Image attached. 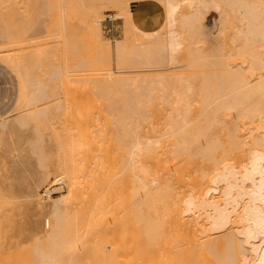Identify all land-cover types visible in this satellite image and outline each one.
I'll return each mask as SVG.
<instances>
[{"label":"bare ground","instance_id":"6f19581e","mask_svg":"<svg viewBox=\"0 0 264 264\" xmlns=\"http://www.w3.org/2000/svg\"><path fill=\"white\" fill-rule=\"evenodd\" d=\"M187 1V21L183 20L187 23L182 21L187 27L185 38L183 35L186 42L182 40L186 53L182 84L179 80L181 91L173 97V92L168 91L172 99L167 91L163 93L159 88L156 89L161 93L154 92L155 88L153 92L150 89L151 93L133 90L129 82L130 90L136 91L132 93L128 86L124 87L129 79L113 82L116 87L128 89L130 97L137 94L139 100L136 96L134 100L139 103L138 107L128 103L134 108L133 116L137 117L134 127L126 124L128 122L123 124V118H119L123 114H119V120L109 119L108 113L114 107L110 108L107 100L108 103L102 101L101 91L85 92L81 82L76 84L82 78L87 79L84 75L91 80V73H115L112 68L114 49L102 34L101 14L111 7L124 15L125 39H130L127 43L130 44L133 40L130 0L64 2L65 8L76 17L72 31L81 39L87 36L92 52L86 61L68 57L65 62L64 80L69 102L66 112H71L68 121H62L64 113L51 116L39 113L38 116L36 129L52 140L57 153L50 151L40 159L33 179L25 187L27 222L15 237L19 242L26 230L31 233L27 238L32 244L19 246L17 241L14 244L9 240L14 228L11 219L14 201L10 191L0 184V264H79L75 247L89 246L88 241L93 238H104L114 214L111 209L124 202H133L138 223L137 241L131 247L122 245L121 251L129 264H201L202 256L209 260L204 259L202 264L210 261L212 264H264V0H223L222 8L219 4L222 0H211L226 18L223 19L225 26L220 27L223 35L218 34L219 40L211 36L205 22L204 9L209 0ZM164 9L167 14L168 9L166 12ZM177 26L172 28L177 29ZM196 36L202 37V45H195L201 40H196ZM170 37L172 41V35ZM126 40L115 49L114 61L117 66L126 65L131 71L138 57H134L137 51L131 56L132 43L127 45ZM160 41V57L156 54L157 43L156 51L150 47L144 49L148 50V55L143 50L138 61L150 64L149 61L156 59L155 53L166 62L168 58L162 50L169 49L174 40ZM2 45L0 50L4 51ZM126 50L131 53L127 54ZM4 53L0 56L9 63L10 55ZM21 64L16 62L17 70L25 75L27 70ZM51 71H47L48 74H57L56 68ZM136 82L133 88L137 85L135 88L140 89L147 83L139 86L141 82ZM108 87L110 85L105 83L101 90L104 92ZM123 92L120 93L124 96ZM127 92L122 101L133 102L126 96ZM130 107L127 109L131 112ZM96 111L105 112L99 121L94 118ZM61 139H69L67 148H60ZM96 139H105L100 154L95 150ZM121 139H136L133 164L129 143L123 150ZM94 150L100 155V158L97 155L99 160L93 161ZM54 177L60 182L67 178L69 189L59 191L58 196L45 204L37 198L38 190ZM34 205L38 206L36 210H33ZM42 212L47 213V220L50 226L52 224L46 232L35 228ZM196 255H202V259L191 263Z\"/></svg>","mask_w":264,"mask_h":264},{"label":"rangeland","instance_id":"374dc122","mask_svg":"<svg viewBox=\"0 0 264 264\" xmlns=\"http://www.w3.org/2000/svg\"><path fill=\"white\" fill-rule=\"evenodd\" d=\"M66 1L67 0H0V42H2L0 43V45L3 44L2 46H4V51L2 49L0 50V52L3 54L6 51V53L8 52L6 55H10L9 63L5 62L4 58L0 56V184L6 187L13 196L14 206H13V213L11 214V219L13 221L14 228H12L10 232L9 240H13L14 244L17 241L16 240L17 238L15 236L16 235L18 236V230L22 226L25 227V224L27 222L28 205L25 204L26 184L33 179L34 173L39 167L40 159L45 154L50 153V151H52L53 154L57 153L53 150L54 146L52 140L49 139L48 136L43 135L42 130L36 129V125L40 121V118L38 116L41 114L46 116L49 115L51 116L54 113L57 114L64 113V115H62L63 116L62 121L64 122L68 121L69 117H71L70 115L71 112H66L68 111L67 105L69 104V102L67 100V90L65 87V80H64L66 78L65 62L69 60L67 59L68 57H73L80 61H86L88 60V57L91 56V52H92L90 46L91 44L87 40L88 38L86 39L87 36L86 37L83 36V39H81V37H77L72 31L73 29L72 27L75 25L74 19H76V17H74L71 14V12H69L65 8L64 2ZM162 1L164 0H152V1L130 0V8L132 10L131 16L133 20L132 22L133 23L135 22V24L132 23L133 27L131 32L132 34L133 33L134 34L133 35L131 34V37L133 39L130 42V44L132 43L131 45L127 44L130 41V39L129 41L125 39L127 24L125 18L123 17L124 15H122L120 11H116L111 7L105 8L101 14V16H103L101 18L102 34L104 36L105 41L110 43L112 48L114 49L112 51L113 52L112 68H114L113 70L115 73L107 74L106 72L104 73L101 72L102 75L101 73H97V72L95 73L96 75L91 73V75H94L92 76L93 79L90 74L89 76L91 80L88 78V75H84L83 77H86L87 79L82 78V80H79V82H76V84L77 83L79 84L81 82V85H83L81 86L82 89L86 88L84 90L85 92H87L88 90L101 91L102 96L104 97L103 98L104 100L102 101L107 100L108 102L111 103V106L110 104L107 105L110 106V108L114 107L110 111L111 113L109 112L108 113L109 115L107 114L109 119L117 120L118 117L123 114V117L121 116L119 117V118H123L121 119L123 124L128 122L126 124L130 123L131 126L133 127L135 126L137 122L135 119L136 116H133L134 112L132 113V111L134 108L132 109L130 107V104L133 105V107H138L137 105H139V103L137 104L136 101L139 99L137 98V94H133L136 96L134 97L137 99V100L135 99L136 100L135 101L134 97L132 96L130 97L129 95L130 92L129 93L127 92L128 89L127 90L124 89V87L125 88L129 87V85H127L129 82L131 83L132 86L131 88L133 90L138 89V91L140 92L144 91V93H147V91L149 92L150 89L151 92H153L156 88H159V90L163 91V93H165L166 91L173 92L171 93L172 96L173 94H177L178 92H180L182 89V88L180 89L181 85H179V80L181 82L180 84H182L183 81L182 79L185 73L184 70L185 60L183 59H185L184 56L186 53L185 51L186 45L184 44L186 42V39L184 40L185 38L184 29L187 27V24L186 25L183 24L185 22L183 20L187 21L186 19L187 12H185V10L188 11L187 9L188 7L186 6L188 4V1L165 0L163 4ZM222 2L223 0L219 4L221 5ZM208 3H209L208 6L205 7L206 9H204L206 12L203 10V8H202V12L204 11L205 12L204 14L207 16V17L205 16L206 17L205 22H207L206 23L207 28L209 29L210 27L209 30L211 32V36L214 38L216 37V39L219 40L217 37H219L218 36L219 33L221 34L220 27L222 26L221 27L222 29L225 26L226 18L224 17L225 16L224 14L223 16L220 13L221 12L219 10L220 8L213 5L215 2L209 0ZM164 4L165 7L167 6L166 9H164L165 8ZM222 5L220 6L221 8L223 7ZM225 7L229 9L228 6ZM163 9L165 10V12L168 9L167 12L168 11L169 12L166 14L164 13ZM228 11H230V9ZM133 12H135L136 14L133 15L134 14ZM161 12H163L164 14L161 15L162 14ZM184 12L185 14L183 15ZM119 13L121 14L119 15ZM166 15H167L166 21L169 18L168 19L169 21L167 22L164 20V17ZM182 15L183 16L186 15L184 19H182L183 18ZM171 18L173 22L175 19H177L178 22L177 20H175L176 23L170 22ZM78 21L81 22V19H78ZM223 21L225 22L224 25H223L224 23ZM161 25H163V27ZM176 26L177 29L172 28ZM133 28L134 29L136 28L135 31ZM169 28L172 31H170ZM170 32L172 34H170ZM171 35H172V41L174 40L173 41L174 43H172V45L175 46L171 48L172 45H170L171 47H168L169 49L166 50L165 49L166 47L164 48V45H161L162 46L161 48L165 49V50L163 49L162 52L164 53L165 57L168 58L166 62L165 61L162 62L161 61L162 58H159L161 50L158 45L161 42L160 41L161 39L165 40L163 41V43L172 42L170 41ZM222 35L223 34H221V36ZM168 36L170 39H168ZM160 37L161 39L159 40ZM197 38L199 37L196 36V40ZM179 39L181 42L179 41ZM125 40L127 41L126 44L130 45L129 47L132 46L131 48L129 47L128 48L132 52L131 56L135 54L134 57L135 58L138 57L136 59L138 60L141 59L142 57L141 54L143 55V52L145 51L144 49L150 47L152 49L154 48L155 50L156 49L155 47L157 46L158 48L156 49L157 50L156 54H158L159 57L154 53L156 59H152L151 61H149L150 64L147 62L146 65H143L145 63L136 60V62L137 61L140 62V65L139 66L136 65L137 63L135 62V65L133 64L134 65L133 68L131 67V71L130 68L127 67L126 65L125 67L123 66L124 68L117 66L116 62L114 61L116 59L114 52L115 49H118L117 46L123 45V42ZM176 40L178 41V43ZM182 40H184L185 42ZM199 40L200 41L198 42L200 44H195V45H202V41H203L202 37L199 38ZM155 44H157V46ZM127 45H125L124 48H127ZM124 50L125 49H123V52ZM130 51H127V54H129ZM133 51H137V53H134ZM3 55H5V53ZM151 55L152 53L150 54V57ZM153 60L157 61V63L152 64ZM164 60L166 59L164 58ZM19 61L20 63L22 62V64H24L23 69L27 70L26 71L27 73L25 75H21L17 70L16 62ZM180 61L183 62L181 63L182 65L180 64ZM158 64H161L162 66ZM135 66L138 70L134 68ZM126 67L128 70L125 69ZM146 67L148 68V70L146 69ZM55 68L57 69V74L56 72L53 75L48 74L47 71L50 70V72H52L51 70ZM120 69L121 71L123 69L126 72L125 71L118 72V70ZM134 69L136 70L134 71ZM156 76H158V78ZM159 77L162 80L159 81ZM121 79L122 80L129 79L131 81L126 80L125 83L126 85L122 88L114 86L115 83L113 82L114 81L118 82ZM136 80L137 82L140 80L141 83L140 82L138 83H140L141 85L138 84ZM133 81L136 82L139 86H142V84H144L145 82L147 83L149 82L148 84L146 83L147 85L146 84L144 85L146 86L153 85V87L152 86L144 87L143 85L142 88L140 87L139 89V88H135L137 86L136 85L134 89L133 86L135 85V83ZM176 82L179 85V89H178V85L175 86ZM99 83H101V85ZM105 83H108L110 87L105 88L104 91L105 93H104L101 90V86H103ZM161 83L162 85L163 84L166 85L162 86ZM156 85L159 87H156ZM153 88L155 89L152 90ZM132 89L130 90L129 87V91H132V93L137 91V90L133 91ZM24 90L26 91L25 94H24ZM123 90L125 93L126 92L128 93L126 94V96L129 97V99L132 98V101L134 100L136 103L134 101L126 103L124 100L123 102L122 99L124 98L122 97L125 96V93L123 92L124 96L120 93ZM159 90L156 89L154 92H157ZM84 91L82 90V94L84 93ZM169 92L166 94L167 96L170 97ZM128 103L130 104L128 105ZM123 105L124 107H122ZM129 107L131 109V112L129 109H127ZM96 112H95L96 116H94L95 113L93 114V116L94 118L97 117L96 120L99 121L100 117L102 116V114H105V112L104 113H102L101 111H96ZM112 112L114 113L112 114ZM129 112L132 114L129 115L128 114ZM67 113L69 116L66 117ZM68 140L69 139H61L60 148H67ZM104 140L105 139H96V144H95L96 148L95 146L94 148L98 153L102 152L103 146L105 145ZM127 142L129 143L130 146V153L132 155L131 158L133 164L134 163L133 158L135 156L134 153L135 149L133 150V148H135V145L133 147V144L136 143V139H121L120 143H121V148L123 150ZM95 150L93 152L94 155L97 153ZM99 154H96L95 157L93 155L94 157L93 161L99 160L100 158ZM58 155L61 156V153H58ZM97 155H99L98 156L99 158L97 157ZM62 180H63L62 184L64 185V188L60 187L56 190L65 192L69 189V181L65 177ZM59 182L60 181H58L57 177L52 178L49 182H47L46 184H44L39 188L37 198L43 203L48 204L51 200H53V198L58 196L60 192L52 197L44 198L42 195V191L47 186L52 184H58ZM122 204L120 205L117 204L111 209L112 213L114 214L111 215L110 225L109 224L107 225V229L108 228L109 229L107 230L106 233L108 234H105L106 236L104 238H93L91 241H88L89 246L87 245L83 246L80 244L75 247L74 253H77L79 255V259H80L79 264H100L102 262H105L106 264H129L128 262L129 260L126 257V254L123 253L121 250L124 246L131 247L137 241L138 234L136 232H138V230L136 228L138 226V223L134 218L135 207L133 205V202L132 203L124 202L123 204L124 206ZM37 207H38L37 205H34L33 210H36ZM129 210L130 212L128 213ZM114 211L118 213V215ZM123 215L125 216L123 217ZM47 218L48 215L45 212H42L41 214L38 215L35 222V228L37 231L40 230L42 232H46L50 230L52 224L50 228H46L45 226V221L47 220ZM117 222H119V224L123 223L122 228L119 227V224ZM111 224H114L115 226ZM126 226L128 228L126 229L127 232L125 230ZM116 227L118 229H116ZM112 230L114 231L111 232ZM23 231L24 232H22V237L20 239L21 241L20 240L19 242L17 241L19 243V246L32 244L29 238H27V236L29 237L31 233L26 230ZM119 232H121L120 233L121 235L119 234ZM131 232L133 233L131 234ZM122 234L124 235V237L125 236L126 237L124 238ZM85 240L87 241V239ZM98 252H102V253H98ZM201 256L202 255H196L195 256L196 258H193L194 260L195 259L196 260L195 261L191 260V263H198L199 260L202 259ZM202 257H204L203 258L204 260L205 256ZM203 260H201V264ZM205 260L208 259L206 258ZM210 262H208V264H210Z\"/></svg>","mask_w":264,"mask_h":264},{"label":"built area","instance_id":"2783aa9c","mask_svg":"<svg viewBox=\"0 0 264 264\" xmlns=\"http://www.w3.org/2000/svg\"><path fill=\"white\" fill-rule=\"evenodd\" d=\"M60 187L64 188V185L62 184V182H59L58 184H52V185L47 186L42 191L43 197L44 198H49V197H52V196L58 194L59 191L56 190V189H58ZM45 226H46V228H49L50 224H49L48 220L45 221Z\"/></svg>","mask_w":264,"mask_h":264}]
</instances>
